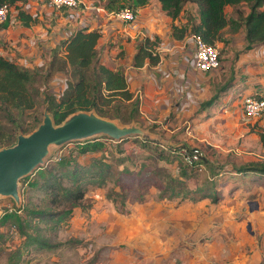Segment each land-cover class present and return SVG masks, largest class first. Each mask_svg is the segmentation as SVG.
<instances>
[{"label":"trees","instance_id":"trees-1","mask_svg":"<svg viewBox=\"0 0 264 264\" xmlns=\"http://www.w3.org/2000/svg\"><path fill=\"white\" fill-rule=\"evenodd\" d=\"M16 0H0L3 3H14ZM103 7L108 10H118L124 6L130 7L136 14L137 8L146 4L149 0H100ZM162 10L172 19L179 16L185 4L192 3L198 15L197 21L178 26L172 24V35L182 38L185 33L192 30L200 34L203 39L215 44L223 40L225 27L232 32L241 27L244 30V50L264 42V0H159ZM226 5L235 8V14L229 16L225 11ZM246 9L248 11L246 12ZM228 15V16H227ZM17 24L29 26L37 21L35 17L25 11L19 10L13 17ZM8 18L2 27L9 23ZM10 21V22H9ZM101 33L98 29L78 28L68 36L59 39L54 46L49 47V58L43 66H26L13 58L0 53V148L11 145L19 132L28 133L40 122L37 117L30 123H25L24 115L27 111H36L40 104H45L52 113L56 124L70 113L77 110H94L97 114L122 123L138 122L140 116V99L128 87L122 70L112 68L98 59L97 43ZM157 39V38H155ZM155 44L149 36L145 37L137 47L134 55V65H142L145 59L155 64L158 58L152 56L150 48ZM69 72L66 87L56 96L50 89L41 97L38 81L44 83L49 77L56 76L59 72ZM228 86L224 84L212 96L205 101L204 106L210 107L216 103L220 91ZM51 88V86H50ZM264 97V96H263ZM262 145L264 146V127H258ZM105 138L112 141L111 138ZM143 148L158 150L153 158L178 160L180 174L187 175L197 172L205 165L209 166L207 159L198 148L182 144L179 147L162 146L159 141L148 136L136 137ZM125 139H122V141ZM122 141H113L115 152L107 153V144L99 138L87 139L83 142L75 141L76 154L83 155L90 152H99L88 161L77 159L73 152L61 155L51 167L42 166L34 170L37 178L34 183L43 190V196L38 203L22 202L20 206L14 204L12 210H7L0 220H9L14 230L22 238L19 245L10 249L7 260L11 263L22 259V252L28 246L35 248H51L56 244L49 241L40 233V224L50 223L56 228L61 221L67 220L74 207L80 210H88L92 205L86 201V193L95 188L107 187L106 196L114 204H118L121 211H125L127 185L140 182L146 178L143 170L149 163L137 168L116 166L132 159V155L122 146ZM157 147V148H156ZM165 147H169L167 152ZM173 153V154H171ZM196 154L192 164L184 159V154ZM173 157L169 158V156ZM185 164H183V161ZM190 170V172L188 171ZM214 168L212 169V171ZM241 173H252L256 176H264V162H250L241 164L237 169ZM156 174L164 176L163 186H159L161 195L166 198L181 197L197 200L203 197L216 199V183L208 178L203 180L195 188L187 187V182L174 176L170 171L160 167L154 170ZM33 184V183H32ZM142 184V183H140ZM136 186H140L137 184ZM138 201L146 199L139 192ZM7 239V234L0 230V245Z\"/></svg>","mask_w":264,"mask_h":264},{"label":"crops","instance_id":"crops-1","mask_svg":"<svg viewBox=\"0 0 264 264\" xmlns=\"http://www.w3.org/2000/svg\"><path fill=\"white\" fill-rule=\"evenodd\" d=\"M81 5L85 11L84 17L92 21V26L89 29H98L101 33L97 43L98 54L100 53L101 56L100 62L112 68L120 69L123 73H131L132 80H129L128 87L135 94L144 95L142 105L145 108L155 106L158 93H164V88L169 91L170 88L175 89L177 86L176 80L157 75L160 78L159 80L163 81V84H161L163 87L156 88L155 83L158 80L152 77L154 64H151L148 58L145 59L142 65H134V55L137 47L147 36L151 39L157 36L159 41L178 42V49L175 50L176 55L167 54L166 59L170 61L174 56L176 57V61L170 62L171 65L169 66L178 72L185 73V78L191 81V93L197 100L210 98L215 93L216 88L225 83L226 79L221 80L217 77L215 79L211 71H196L189 61L183 57L186 50H190L189 47L186 49L181 47L184 36L176 38L172 35V24L178 26L190 25L192 21L198 20L196 8L195 12L190 14L192 20L182 16L187 4H185L179 16L172 19L162 10L159 0H149L143 6L137 8V23L126 26L123 21L107 15L108 10L103 7L100 0H81ZM46 7L40 8L37 21L32 22L29 26L16 24L13 28V31H16L17 26L21 27L17 29L19 33L27 35L26 38L22 37L20 39L23 45L19 50V54L27 53L23 55L22 61L26 60L29 64V60L32 61L41 57L42 50L47 51L49 47L54 46L59 39L67 35L66 33L77 28L67 20L63 10ZM228 8L232 9V6L226 5V12ZM247 11L248 9H246ZM43 17L50 19L49 30L45 29V25L41 20ZM0 28V35L3 36L5 30L10 31V24ZM166 35L169 37L166 38ZM31 36L40 38V44L35 49L34 55L29 54L25 47V42ZM222 38L223 40L215 42L217 47L219 46L221 49L224 46H226V49L231 47V50H235V54L237 52L233 57L234 59L232 58L229 63L224 65V71L228 72L225 75L229 77L233 75V78L228 82V86L222 91V94H219L217 102L210 107H202L200 113L205 114L207 112V115L214 114L217 117H222L223 114L228 116L234 125L233 127L237 125V130L246 131L249 134L250 139H253L259 146L260 152L256 157L231 164L226 169L220 166L219 162L215 161L216 164H214L205 155L209 166L205 165L200 170L203 171V176H205L203 180L206 178L212 179L216 185L219 180L221 185L222 175L229 178L228 184L226 182L221 189L216 186L217 197L215 200L211 197H203L197 200L186 198L187 202H183L185 198L174 197L177 198V201H174L175 203L181 200V203L175 207H168L169 203H158L159 207L147 208V206H143L137 215L127 218L128 227L132 229V232L141 230L140 233L145 238L151 237V242L156 244V250L152 251L150 255L153 264H172L168 260L172 254L180 256V261L183 264H264V176L255 177L252 173H241L236 170L241 164L264 162V146L256 130L264 118L258 120L256 117H247L242 107L243 96H264V42L244 50L243 27L236 32H232L228 27H225ZM16 40L17 38L13 39L12 42L16 43ZM105 42H112L113 46L109 48ZM117 51H119V54L115 57ZM242 78H244L243 83L246 85L240 92L241 95L238 98L227 96L228 101H230L229 98L234 99L230 102L231 104L226 105V100L224 104L219 106L222 97L229 89L240 84ZM213 89L215 91H212ZM87 154H95L94 156H96L99 153L90 152L83 155ZM188 171L190 172V170ZM192 174L193 172L182 175L179 172L181 176H178L187 182V187L190 189L195 188L200 184V181H196L194 186H191L188 179L182 177H189ZM145 200L138 201V204L143 205L147 202ZM189 205L194 207L192 213L185 212L186 206ZM190 220L193 223H190ZM188 235L196 236L191 249L179 248L173 251L169 248L174 242L176 244L186 241ZM203 237H206V239L202 240ZM232 237L234 239L230 240Z\"/></svg>","mask_w":264,"mask_h":264},{"label":"rangeland","instance_id":"rangeland-1","mask_svg":"<svg viewBox=\"0 0 264 264\" xmlns=\"http://www.w3.org/2000/svg\"><path fill=\"white\" fill-rule=\"evenodd\" d=\"M193 12H195L194 4L188 3L182 16L192 20V15L190 14ZM235 12V8L227 9V13L230 16L235 14ZM14 16L15 11H12L10 21H13V23H9L10 31L8 32L5 30L4 35H0V53L20 62L18 58L21 59L22 56L19 54V50L23 45L20 39H22V37L26 38L27 35L19 33V31H13V28L17 24L13 18ZM41 20L45 25V29L49 30L50 19L43 17ZM20 28L21 27H19V29ZM165 37L167 38L169 36L166 35ZM15 38H17L16 43L12 42ZM152 38L155 42L159 41V39H155L157 36ZM25 43L27 45V42ZM105 43L109 48L113 46L112 42ZM225 47L226 46L221 49L218 46L221 56V67L211 72L215 79L216 77L221 78V80L226 79L224 84H227L232 80L233 75L232 77L225 75L228 72L224 71V65L229 63L237 52L235 54L234 49L231 50V47H227L226 49ZM118 54L119 51L115 53V57ZM100 57L99 53V60H101ZM28 62H30V65H34V60H29ZM60 74L70 77L68 71L65 72V74L60 72ZM152 77L158 80V82L155 83L156 88L163 87V85H161L163 81L159 80L160 78L156 75L155 71ZM55 78H57V76H53L52 78L49 77L44 83L41 81L37 82V85H39L41 89V97L50 89V86L57 88L58 80H55ZM188 81L191 85V81ZM240 82V84L227 91L225 96L222 97L219 106L226 102L227 96L238 98L241 95L240 92H242L246 84L243 83L244 78L240 79ZM223 85L217 87L216 91ZM170 90L166 91L164 88V93L159 92L158 99L155 100L156 104H154L155 106L152 108H145L144 105H142L143 98L139 97L141 109L139 121L136 123L151 132V139L159 141L161 145L157 147H179L182 144H186L198 148L204 155L212 160L214 164H216L215 161L219 162L220 166L224 169L230 167L231 164L256 157L260 152L259 146L253 139H250L249 134L246 131L237 130V125L233 127L234 125L228 116L223 114L222 117H217L214 114L209 116L206 114L207 112H205V114L200 113L205 101L209 98L206 100H197L196 97L194 98L192 96L191 100L188 101L183 96L184 91L177 88H170ZM212 91L215 90L213 89ZM220 93L222 94V90ZM137 95L139 96V94ZM244 97L245 96H243L242 99ZM229 99L230 101L227 100L226 105H228V103L230 105V102L234 100L232 98ZM44 107L45 104L42 103L38 106L36 111H27L24 115L25 123L32 122L34 117L42 120ZM136 137L142 136L132 134L124 138L125 140H120L122 141L121 146L132 155V159L116 167L118 169H122L123 167L137 168L142 165L144 168V163H149V166L146 165L143 170V175H146V178L143 176V179H139L140 182L136 183V181L134 185H127L125 187L127 196L125 211L122 212L118 204H114L106 196L107 187H110L112 181L108 182L107 187L95 188L94 190L88 191L85 200L91 201L92 203V206L88 210L83 211L80 210L78 206L74 207L73 214L67 220L61 221L56 228L49 226L50 223L45 224L42 222L40 224V233L56 245L51 248H35L34 245L28 246L22 252V259L16 263L9 262L7 257L9 251H11L10 249H14L19 245L22 238L14 230L8 219L0 220V230L7 234L6 241L0 245V264H153L150 255L152 251L156 250V244L151 242V237L148 239L145 238V236L140 233L141 230L132 232V229L128 227L127 218L132 215H137L139 210H142L143 206H147V208L153 206L159 207L158 203H169L168 207H175L181 203V200H178L176 203L174 202L177 201V198H166L161 195L159 186H163L164 176L156 174L154 171L161 167V169L165 168L173 175L180 177L179 159L181 160V157L173 161L160 159L158 157L153 158L151 155L156 156L158 150L143 148L141 142L136 140ZM97 138L106 142L107 153L112 151L117 154L115 148L112 146V143L115 141L113 142V140L111 141L105 138L104 135H99ZM76 145L77 143H75V141H71L60 146H51V153L43 166L46 165L49 168L54 165L56 163L54 157L58 152H61V155H67L70 152L76 154ZM167 149H169V147H165L164 150L167 152ZM76 155L77 159L83 162L95 154ZM171 157H173V155L169 156V158ZM183 164H185L184 161ZM33 172L19 179L20 203H38L44 194L43 190L34 183L35 179H39V182L41 179L39 177L37 178V174ZM203 175V171H197L193 173L192 176L182 178L188 179L190 185L194 186L196 181H200V184L203 183V178L205 177ZM228 179V177L222 175V180L220 181L221 185L218 180V184L216 185L217 188L219 189L220 187L221 189L226 182L228 184ZM137 184L140 186H136ZM139 192H142L147 200L143 205L138 204ZM183 202H187V199L185 198ZM14 204L16 205V202L11 196L0 194V219L9 208L14 206ZM186 208L185 212L187 213H192L194 210L192 205L186 206ZM190 223H193L192 220H190ZM187 237L186 241L176 244L174 242L171 244L172 247L170 245L169 248L173 251L179 248L191 249L193 240L196 236L188 235ZM204 239H206V237L202 238V240ZM231 239L233 240L234 237L230 238V240ZM168 260L171 261L172 264H183L180 261V256L176 254L170 255Z\"/></svg>","mask_w":264,"mask_h":264},{"label":"built area","instance_id":"built-area-1","mask_svg":"<svg viewBox=\"0 0 264 264\" xmlns=\"http://www.w3.org/2000/svg\"><path fill=\"white\" fill-rule=\"evenodd\" d=\"M49 6L54 9L63 10L67 20L77 26L78 28H87L89 29L92 26V21L86 17H84V8L81 5V0H16L14 3H3L0 5V27L2 23H4L8 18L11 17L12 11H15V15L19 10L25 11L30 14L31 17L37 18L40 14V8ZM107 15L113 17L119 21H123L126 26L134 25L137 23L136 13L128 6H124L118 10H111L107 12ZM19 27L17 26L16 31H18ZM75 29V30H76ZM94 29V28H93ZM74 30V31H75ZM73 31L66 33L68 36ZM63 36V37H65ZM178 43V42H177ZM177 43L171 41H158L150 48V53L152 56L158 58V61L154 64V71L156 75H160L163 78H171L176 80L177 86L175 88L184 91V98L188 101L192 98L190 82L187 78H185L184 72H178L176 69L170 68V62L176 61V57L170 61L166 59L167 54H175L178 49ZM40 44L39 37H31L27 40V45L25 46L27 52L31 55H34L36 52V48ZM182 48H190V50H186L183 54L185 60L189 61V63L196 69V71H212L221 67V59L219 49L215 44H210L206 42L203 37L190 30L185 33L183 41L181 42ZM27 53H24L25 55ZM23 55L20 60L21 64L26 66H43L45 62L49 58V52L43 51L41 57L39 59H34V65H30L26 60H23ZM176 55V54H175ZM169 61V64H168ZM19 62V63H20ZM58 80L57 88L51 87L50 90L58 96L59 93L66 87L68 77L60 74V72L56 75ZM126 81L129 83V80H132L131 73H125ZM157 80V79H156ZM53 88V89H52ZM142 98V95L138 93ZM137 95V94H136ZM186 100V101H187ZM242 107L244 113L247 117H256L259 119L264 118V97L257 95H246L242 101ZM259 127H264V120L260 122ZM61 156V152L54 157V160H58ZM184 159L188 164H192L194 159L197 157L196 154H184ZM14 207L9 208L12 210Z\"/></svg>","mask_w":264,"mask_h":264},{"label":"water","instance_id":"water-1","mask_svg":"<svg viewBox=\"0 0 264 264\" xmlns=\"http://www.w3.org/2000/svg\"><path fill=\"white\" fill-rule=\"evenodd\" d=\"M150 137L151 132L136 122L122 123L94 110H77L56 124L45 105L42 120L28 133L19 132L15 141L0 148V194L11 196L20 206L19 179L46 163L51 146L83 142L104 135L120 141L129 135Z\"/></svg>","mask_w":264,"mask_h":264}]
</instances>
